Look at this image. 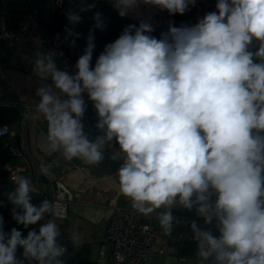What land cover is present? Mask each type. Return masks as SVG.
<instances>
[{
    "label": "clouds",
    "instance_id": "obj_1",
    "mask_svg": "<svg viewBox=\"0 0 264 264\" xmlns=\"http://www.w3.org/2000/svg\"><path fill=\"white\" fill-rule=\"evenodd\" d=\"M110 3L123 18L148 4L183 15L197 0ZM215 8L194 25L170 23L159 39L149 20L129 24L93 67L94 31L103 28L96 12L74 72L59 67L56 50L35 52L42 83L34 102L47 123V152L98 165L106 145H119L111 159L122 160L120 194L138 214L155 213L165 235L174 228V207L194 209L208 226L189 225L199 264H264V0H217ZM65 15L80 22L74 10ZM65 33L75 47L81 34ZM84 94L103 133L94 140L82 122ZM14 183L11 217L26 231H5L0 215V264H64L67 248L55 219L41 223L54 205L32 202L30 177L18 175ZM124 259L116 254L117 264Z\"/></svg>",
    "mask_w": 264,
    "mask_h": 264
},
{
    "label": "built area",
    "instance_id": "obj_2",
    "mask_svg": "<svg viewBox=\"0 0 264 264\" xmlns=\"http://www.w3.org/2000/svg\"><path fill=\"white\" fill-rule=\"evenodd\" d=\"M103 2L110 6L117 14L118 12L112 7L110 0H57L58 7L64 12L74 10L77 15L92 9L97 3ZM217 0H197L194 7L185 14H175L170 16L166 10H160L159 7L154 5H141L137 9V14H129L124 17L132 22L139 24L140 20H149L153 27V33L160 28H169L170 23H174L179 27L182 25H194L198 19L202 18L206 13L216 11L215 5ZM69 22L64 26L63 32L68 28ZM63 32L55 34L43 33L40 29V22L38 12L33 11L27 20L23 23H14L8 14L7 8L3 5L0 11V42L8 51H14L17 43L20 40L26 39L34 42L38 48L48 47L49 50H56V62L61 69H64L70 63H76L79 56L83 54V49L86 47L82 43H76L75 47L69 46V40ZM151 33V35L153 34ZM258 43L254 42L251 49L256 50ZM39 49V50H40ZM62 53V55H60ZM23 58L27 64L33 61L32 56L29 54L24 55ZM92 66L95 65V60L92 59ZM19 79L23 80L25 84L42 83L40 78L32 72L23 74L22 71L18 73ZM4 79L3 76H1ZM48 83V82H47ZM6 103L0 97V106ZM10 105L23 110V119L21 122L12 126H5L0 128V141H4V149L8 152L9 156L13 159V163H7L0 167V171L7 173L9 182L16 186L14 181L18 175L30 177L32 180V193L44 196L54 205V215L46 217L47 219L66 220L69 216L71 199L65 184V174L63 172L59 180L64 185L57 187L55 183L47 174L42 172L41 167L34 160L31 155V146L29 143L28 135V121L32 120L34 124L43 130V116L36 113L35 104L25 98H18L11 102ZM93 119L98 121V117L84 115L83 120ZM89 127V126H88ZM90 130V128H89ZM94 135V129L90 130ZM91 134V133H90ZM14 160L29 162V167L26 165H17ZM6 188L3 179H0V190ZM49 188V189H48ZM139 214L132 209V207H115L113 215L105 228V236L99 249L100 260H108L111 258L115 264L116 254H122L125 259L123 261L127 264H149L151 257L155 253L154 243L160 237L159 230L152 224L140 223ZM195 220V219H194ZM179 222V219H176ZM175 221V222H176ZM193 220L184 221L185 229L184 240H191L197 244L193 239L192 232H189V225ZM198 224H203L202 218H196ZM208 227V226H207ZM214 234L217 232L213 228ZM23 249L17 250V258L21 259ZM25 264H29L25 261ZM31 264H36L32 261Z\"/></svg>",
    "mask_w": 264,
    "mask_h": 264
},
{
    "label": "crops",
    "instance_id": "obj_3",
    "mask_svg": "<svg viewBox=\"0 0 264 264\" xmlns=\"http://www.w3.org/2000/svg\"><path fill=\"white\" fill-rule=\"evenodd\" d=\"M35 47L36 44L34 42L23 39L17 43L16 49L10 52L0 42V97L7 104L22 98L23 90L27 91L25 99L33 104H35L34 100L38 99L33 95L30 88H26L20 83L23 80L17 77L21 71L23 74L34 73L33 61L37 51ZM44 50H49V48L45 46L39 51ZM26 53L33 58L32 62L29 61L31 64H27L23 59ZM74 65V63H70L64 69L74 72ZM94 121L96 120L88 119L87 121H82L89 126L90 130L94 129L95 131L93 135L92 132L84 128L90 140L98 136L94 128ZM43 126V130H40L32 120H29L28 139L34 160L41 169H48L47 175L55 183H58L57 187L64 185L59 183L61 182L59 177L63 172H66L63 175H65L67 187L64 186L67 188L71 199L69 216L66 220H56L57 226L61 231L59 242L67 248V253L62 258L64 264H115L111 258L105 261L100 260L99 249L105 236V228L113 215L115 207H131V202L119 192L117 172L107 173V165H111L113 162L119 168L122 160L110 161L109 159H104L98 165H90L94 170L93 173L89 170L90 168L79 166L74 160H67L70 163L65 164V161L59 158L58 153H49L44 149L43 145L47 132L46 121L43 122ZM110 147L106 145L104 153L113 155L119 150L112 144ZM14 163L17 165H29L27 160H14ZM172 212L173 216L179 219V222H174V228L170 236L164 234L155 213L151 215L139 214L140 223L152 224L159 230L160 237L154 243L155 253L151 257L149 264H199V260L196 258L197 244L191 240L183 239L184 234L187 232L184 221L196 220L199 217H197L194 209L188 211L178 206L174 207ZM177 232L179 236L175 235ZM189 232H191L190 229ZM77 235L80 239L73 244L71 242L72 238Z\"/></svg>",
    "mask_w": 264,
    "mask_h": 264
},
{
    "label": "trees",
    "instance_id": "obj_4",
    "mask_svg": "<svg viewBox=\"0 0 264 264\" xmlns=\"http://www.w3.org/2000/svg\"><path fill=\"white\" fill-rule=\"evenodd\" d=\"M3 5L7 8L10 19L14 23H23L27 20L33 11L38 12L40 29L46 34H55L63 32L64 26L68 20L64 12L58 7L57 0H0V11ZM96 12H100L103 18V28H97L94 31V43L95 49L93 51V58L95 61L99 54L104 50L105 45L113 42L118 38L122 30L129 24H138L132 22L129 19L120 17L110 6L103 2L97 3L92 9L79 14L80 22L77 24H69L73 32L80 33V38L76 40V43H82L86 46V38L89 33V29L93 27L94 21L92 19ZM168 31V28H160L156 30L152 35L156 38H160L162 33ZM65 35L66 33L63 32ZM71 37L68 38L70 40ZM255 51L254 49H250ZM23 110L16 108L10 104L4 103L0 106V128L5 126H12L21 122L23 119ZM97 121H94V128L98 135L103 133L98 130L95 125ZM4 141H0V167L7 163H13V159L9 156L8 152L4 149ZM114 145L119 149V145L113 141ZM0 179H3L6 188L0 190V201L3 202V206H0V215L4 218L5 231H10L13 227L19 230L26 231L22 226L17 225L11 217L10 208L11 205L8 200V195L11 193L15 186H13L7 179V173L0 171ZM8 181L9 184L6 183ZM11 191V192H10ZM32 202L39 204L45 200L44 196L30 193Z\"/></svg>",
    "mask_w": 264,
    "mask_h": 264
},
{
    "label": "water",
    "instance_id": "obj_5",
    "mask_svg": "<svg viewBox=\"0 0 264 264\" xmlns=\"http://www.w3.org/2000/svg\"><path fill=\"white\" fill-rule=\"evenodd\" d=\"M48 83H51V81L49 80V81H47ZM22 85H24L26 88H30L31 89V91H32V93H33V95H35V90H36V88L37 87H39L40 86V82L39 83H35V84H32V85H30V84H25V82H23V81H21L20 82ZM21 97L22 98H26L27 97V91L26 90H23V92H22V95H21ZM84 99H85V102H86V112H85V114L90 110V107L93 105L92 104V102L90 101V100H88V97H87V94H84ZM88 116V115H87ZM92 117H95V116H92ZM84 124V128H86L88 131H90L89 130V128H88V125L87 124H85V123H83ZM93 140H94V138H93ZM58 156H59V158H61V159H63V161H65V164H69L70 162H67V160H65L59 153H58ZM111 156L112 155H110V154H106V153H104V159H109L110 161H113L112 159H111ZM79 166H84V167H86V168H90L89 170L93 173V169L91 168V166L90 165H86V164H84V163H82V162H80L78 159H73ZM108 166V172L107 173H114V172H117L118 171V166L116 165V164H114L113 162L111 163V165L109 164V165H107ZM103 174H105V172H103ZM201 227H204V228H207V226H205L204 224H199ZM175 235L176 236H179V234H178V232L177 233H175Z\"/></svg>",
    "mask_w": 264,
    "mask_h": 264
},
{
    "label": "rangeland",
    "instance_id": "obj_6",
    "mask_svg": "<svg viewBox=\"0 0 264 264\" xmlns=\"http://www.w3.org/2000/svg\"><path fill=\"white\" fill-rule=\"evenodd\" d=\"M86 115H88V116H97L96 111H95L93 105L90 107V110L86 113ZM6 183L9 184L8 181H6Z\"/></svg>",
    "mask_w": 264,
    "mask_h": 264
},
{
    "label": "bare ground",
    "instance_id": "obj_7",
    "mask_svg": "<svg viewBox=\"0 0 264 264\" xmlns=\"http://www.w3.org/2000/svg\"><path fill=\"white\" fill-rule=\"evenodd\" d=\"M110 147V146H109ZM111 148V147H110Z\"/></svg>",
    "mask_w": 264,
    "mask_h": 264
}]
</instances>
